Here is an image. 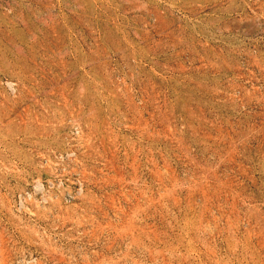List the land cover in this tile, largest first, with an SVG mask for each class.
Wrapping results in <instances>:
<instances>
[{"label": "rangeland", "instance_id": "obj_1", "mask_svg": "<svg viewBox=\"0 0 264 264\" xmlns=\"http://www.w3.org/2000/svg\"><path fill=\"white\" fill-rule=\"evenodd\" d=\"M0 264H264V0H0Z\"/></svg>", "mask_w": 264, "mask_h": 264}]
</instances>
